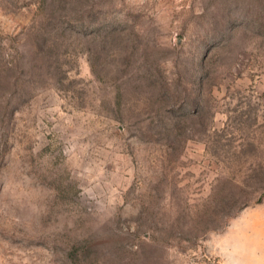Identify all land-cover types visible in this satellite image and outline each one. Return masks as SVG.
Wrapping results in <instances>:
<instances>
[{
  "label": "rangeland",
  "instance_id": "rangeland-1",
  "mask_svg": "<svg viewBox=\"0 0 264 264\" xmlns=\"http://www.w3.org/2000/svg\"><path fill=\"white\" fill-rule=\"evenodd\" d=\"M0 264H264V0H0Z\"/></svg>",
  "mask_w": 264,
  "mask_h": 264
}]
</instances>
